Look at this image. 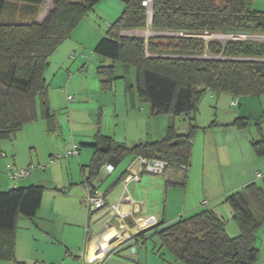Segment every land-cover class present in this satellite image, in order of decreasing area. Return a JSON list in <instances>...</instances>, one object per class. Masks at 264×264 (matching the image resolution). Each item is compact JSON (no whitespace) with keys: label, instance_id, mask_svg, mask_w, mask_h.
I'll use <instances>...</instances> for the list:
<instances>
[{"label":"trees","instance_id":"obj_1","mask_svg":"<svg viewBox=\"0 0 264 264\" xmlns=\"http://www.w3.org/2000/svg\"><path fill=\"white\" fill-rule=\"evenodd\" d=\"M43 1L0 0V141L11 138L38 118L37 100L41 116H51L44 79L48 60L101 0H53L44 18L36 21L34 17ZM117 1L123 4V11L94 52L122 63L125 69L133 68L134 92L149 104L152 114L190 116L189 124L185 133L170 126L162 140L131 147L98 135L87 181L105 163L118 165L127 155L134 156V160L158 156L166 163L163 172L172 167L187 172L196 129L194 114L202 95H264V12L252 8L253 0H151L148 24L143 0ZM13 7L32 16V20L5 23L4 18ZM123 30L171 34L126 36L121 34ZM223 31L249 32L251 36L226 41L176 36H215ZM204 53L210 58H202ZM102 72L113 74L114 66L98 68V73ZM101 84L110 88L111 79ZM247 125V118L242 117L232 123L237 129ZM101 146H107V150L100 151ZM251 148L256 156H264V132L252 141ZM43 191L39 185L0 190V261L12 258L16 220L19 216L36 215ZM225 202L239 229L236 237L226 235L222 217L201 209L172 223L142 230L133 237V245L144 243V235L153 231L152 236L159 238L160 249H167L175 261L183 264H255V234L264 226V192L249 184L227 195Z\"/></svg>","mask_w":264,"mask_h":264},{"label":"crops","instance_id":"obj_2","mask_svg":"<svg viewBox=\"0 0 264 264\" xmlns=\"http://www.w3.org/2000/svg\"><path fill=\"white\" fill-rule=\"evenodd\" d=\"M52 2L53 0L43 1V5L41 6L43 11L39 21L44 18L47 10L52 6ZM45 5L46 9L44 8ZM252 8L255 10L264 8V4L260 2V0H253ZM261 11L264 12V9ZM116 13L114 10V14ZM116 15L118 16V13ZM112 21H106L107 26H110V28L114 23H112ZM87 32L91 35L92 41L90 45L84 43V45H82L80 43V48L77 51L82 54H85L86 50H92V48L96 47L97 43L104 37V35H97L91 31ZM142 33L143 31H121V34L126 36H142ZM151 35L156 34L151 33ZM69 52L70 50L66 51L63 57L64 61H66L65 58L73 56L75 53V51H71L72 53L69 56ZM54 53L52 55H54ZM116 63L120 65L121 69L120 75L116 78L123 79V81L126 82L132 77L131 82H133V84L130 83L131 85H128V88H126L133 95L132 99H134V97H137L133 89L135 84L134 70L133 68L125 69L123 64L118 61H116ZM108 67L109 66L103 68L105 69ZM138 100L142 101L139 98ZM149 113L152 116H156L152 114L151 111ZM197 114L198 113L195 112L193 120L196 129H194L191 139L192 150L188 171L184 172L179 168L172 167L165 170L162 174L141 173L140 181H131L127 183L126 191H124L123 177L128 172L132 174L133 172L139 171V166L134 162V156L132 155L126 156L130 158L128 162H124V165L121 166L119 164H121L126 157H124L118 165L113 166V171L111 173L105 171V167L110 165L109 163H105L98 170L96 176L87 181L89 176L88 166L95 151L94 145L97 136L100 135L99 133L95 136L93 143L83 144V146L90 148L91 151L89 149V152H82L79 150V154L76 157L77 159L70 162L77 167V175L76 177L69 178V185L62 183L60 187H54L50 189L49 193H46L47 188L44 185L46 179L43 177L45 172L41 173L39 171H34L29 177L18 180L16 184L7 183L0 174V190H4L1 188L12 189L16 187H28L30 185H39L44 188L36 215L33 218H26L23 216L17 218L12 258L0 261V264H88L87 259H89L90 253L98 252L101 254L108 249L109 250L98 264H160L161 261L163 262L164 260L160 247L157 250H155L157 247L156 245L153 246L152 250L147 247V240L152 236L153 231H149L144 235L146 238L144 243L138 246L136 245L135 255H132L133 258L136 259V262L128 260L130 256L129 251L134 242L133 237L141 232L138 231L139 226L136 223L137 220H139V223L143 221L140 219L153 217L157 220V224L166 225L176 221L180 217L190 216L201 209L212 210L218 216L222 217L223 211L220 210L222 206L219 202V197L225 198L227 195L240 191L249 184L256 185L264 192V160L255 158L256 155L251 148L252 141L258 139L259 135L263 133L260 124V129L256 132L257 138L254 139L252 137L248 143L251 158L255 160L254 162L256 163L254 174L251 173L246 177L247 179H241L240 183H234V181H232L234 185L232 184L225 193H217L218 182L214 174V165L216 164L214 161L216 160L217 164H219L221 172L223 168L222 163H225V151H220L219 153L217 152V148L225 144L221 142V140L227 138L225 136L227 131L235 127L232 126V123L238 117L228 121H218L214 119L208 123V125L203 126L198 124ZM189 117L190 116H185L187 130ZM242 118L247 117L243 115ZM170 126L162 128L163 130L160 129L150 140L145 142L162 140ZM245 129L239 130L243 131ZM179 133L182 134L183 132ZM221 133L224 134L223 138L221 137ZM217 135H219V137H217ZM101 136L113 140V137ZM113 141L124 144L127 147L144 142L139 140L128 146L126 145L128 143L127 139L123 140V142ZM88 142L91 141L88 140ZM70 148L71 146L68 150ZM89 153L91 157H88ZM1 158H7V156ZM12 161L15 165L11 166L18 169L27 164L19 163L18 159L14 157H12ZM241 172L242 171H236L235 174L244 176V172ZM257 174H260V177H257ZM229 180H233V178ZM198 182H200V184L197 185ZM88 187L93 188L104 196L106 202L105 208L91 213L88 212L85 205V190ZM202 201L207 202L203 207L201 206ZM114 205L118 207L119 216H112L109 222H106L109 218V207ZM145 224V221L142 222V226ZM108 226L112 227V229L110 228L108 230H112V235L116 232L117 234L109 236L105 239L106 241L101 240L100 243H97L99 235ZM135 227L137 231L133 230ZM225 233L228 237L233 238L239 235V229L237 227V231L235 232V230L225 228ZM257 240L255 234L254 246L257 248L259 254L260 249H258ZM99 244L101 245L99 246Z\"/></svg>","mask_w":264,"mask_h":264},{"label":"rangeland","instance_id":"obj_3","mask_svg":"<svg viewBox=\"0 0 264 264\" xmlns=\"http://www.w3.org/2000/svg\"><path fill=\"white\" fill-rule=\"evenodd\" d=\"M117 2L101 0L96 3L92 10L75 26L70 36L57 48L54 55L49 58L48 67L44 71V79L47 84L46 96L51 116L45 119L41 116L40 102L37 100L38 118L25 124L11 138L0 141V155L5 153L7 156L3 159L0 157V174L7 183L16 184L18 182V180H10L5 173L6 164L15 165L12 157L18 159L19 163H27L21 168L32 165L34 168L31 170V174L34 171L45 172L43 175L46 179L44 185L47 188L46 193H49L50 189L60 187L62 183L69 185V178L77 175V167L70 162L76 160L78 155L64 157L51 163L52 158L58 155L64 156L73 144L77 145L82 152H89L88 149L91 151L83 144L93 143L97 133L113 137V140L117 142L127 139L126 145L129 146L139 140L144 142L150 140L157 131L170 125L177 132L185 133L187 131L184 115L152 116L149 113L148 103L139 101L137 97L132 99L133 95L127 90V86L133 84L132 77L129 76L130 79L126 82L116 78L121 73L118 63L95 54L93 52L95 47L92 50H86L85 54L77 51L80 48V43L90 45L91 35L87 31L104 35V37L107 35L110 26H107L106 21L111 22L113 19L112 23L115 22L123 11V4ZM260 2L264 4V0H260ZM114 10L115 13L117 11L118 16L117 13L114 14ZM42 11L40 7L34 17L36 21H39ZM31 20L32 16L26 15L18 7H13L4 18L5 23H25ZM151 33L144 30L142 36L148 37ZM155 34L165 36V34L171 33L157 32ZM212 38L221 41L231 39L230 36L223 34H217ZM255 39L261 40V38ZM68 50H70L69 56L73 51L75 53L73 56L65 58L66 61H64L63 57ZM107 66H114L113 74L97 72V68ZM109 79H111V87L102 86L101 81ZM67 96H70L71 99L67 100ZM232 102L236 103L235 107L231 106ZM197 109V122L203 126L208 125L214 119L228 121L243 115L248 118L245 130L240 131L236 127H232L225 135L227 138L221 140L225 144L217 148L219 153L225 151L222 172L217 161H214L216 163L214 174L218 182L217 193H225L233 184L232 181L240 183L241 179H247L246 177L251 173L254 174L256 163L251 158L248 143L252 137L257 138V128L260 129L261 126L264 132V95L233 97L229 94H221L218 97H212L209 92H205L198 102ZM221 134L223 138L224 134ZM88 157H91L90 153ZM129 158L126 157L119 165H124ZM255 158L264 160V156H255ZM236 171L244 172V176L235 174ZM230 178L233 180H229ZM1 189H4L1 191H7L11 188ZM85 191L87 192V189ZM219 202L222 206L220 210L223 211L222 218L225 228L236 232L237 224L233 219L230 206L223 197H219ZM115 234L117 232L113 235ZM256 236L260 253L255 264H264V226L257 229ZM155 245L157 246L155 250H157L160 247L157 235L151 236L147 240V247L150 250ZM161 250L164 260L160 264H183L180 261H175L167 249L162 248Z\"/></svg>","mask_w":264,"mask_h":264},{"label":"built area","instance_id":"obj_4","mask_svg":"<svg viewBox=\"0 0 264 264\" xmlns=\"http://www.w3.org/2000/svg\"><path fill=\"white\" fill-rule=\"evenodd\" d=\"M141 5L147 9V16H148V20L147 23H150L151 20V0H143L141 2ZM176 36H180V37H193V38H202L204 40H208L211 39L212 37H214L213 35H208L207 33L198 35V34H188V33H176ZM202 58H210L206 53H204L202 55ZM71 97L67 96V100H70ZM231 106L235 107L236 103L232 102ZM79 154V147L75 144H73L71 146V148L69 150L66 151L64 156L58 155L54 158H52L51 163L57 160H60L64 157H74L77 156ZM1 157H5V153H1L0 155ZM134 162L139 166V171L137 172H133L132 174H130L129 172L124 176L123 178V185H124V191H126V185L127 183L131 182V181H139L141 173H151V174H160L164 171V169L166 168V163L160 159H152V160H148V159H144V158H136L134 160ZM34 167L28 166L26 168H15L12 167L11 165H6L5 167V173L7 175V177L10 180H21L24 179L26 177H28L31 174V170ZM105 171L107 173H111L113 171V166L112 165H107L105 167ZM257 177H260V174H257ZM206 201H202L201 202V206H205L206 205ZM85 205L88 209V212H95L97 210L103 209L106 207V202L104 199V196L100 193H98L97 191H95L93 188L88 187L87 188V192H86V197H85ZM109 218L106 220V222L111 219L112 216L118 215L119 216V211H118V207L116 205L114 206H110L109 207ZM145 221V225L141 226L139 225L137 220V224H138V231H142L145 230L147 228H150L152 226H155L158 222L157 220H155V218H146V219H140ZM106 226V225H105ZM109 250V249H108ZM105 251L104 254L100 255L102 256V258L104 257V255L107 253V251ZM101 258V259H102ZM100 259V260H101ZM94 262L93 264H98L100 260H97V257L94 258ZM92 261H88V264H91Z\"/></svg>","mask_w":264,"mask_h":264},{"label":"water","instance_id":"obj_5","mask_svg":"<svg viewBox=\"0 0 264 264\" xmlns=\"http://www.w3.org/2000/svg\"><path fill=\"white\" fill-rule=\"evenodd\" d=\"M223 35H226V36H230L231 39L233 40H240V39H244L245 37H250L251 34L249 32H231V31H223L222 33ZM172 144H175V142H173ZM99 150L100 151H106L107 150V146L103 147H99ZM156 159H159V157H155ZM139 244H137L138 246ZM130 256L128 257V260L132 261V262H136V259L133 258L132 255H135V252H136V245H133L131 248H130Z\"/></svg>","mask_w":264,"mask_h":264},{"label":"bare ground","instance_id":"obj_6","mask_svg":"<svg viewBox=\"0 0 264 264\" xmlns=\"http://www.w3.org/2000/svg\"><path fill=\"white\" fill-rule=\"evenodd\" d=\"M142 222H144V221H141V222H139V225H141L142 226ZM112 229V227L111 226H108V227H106L105 229H104V231L99 235V240L97 241V243H100V241L101 240H105L106 238H108L109 236H111L112 235V230H110V231H108L109 229ZM134 231H137V228L135 227L134 229H133ZM101 244H99V246H100ZM104 245V244H103ZM104 247V246H103ZM106 251V250H105ZM105 251H104V253H105ZM104 253H98V252H92V253H90L89 255V259H87V261H92L91 262V264H93V262L95 261L94 260V258H96L97 257V260H100L101 258H102V256H100V255H102V254H104Z\"/></svg>","mask_w":264,"mask_h":264}]
</instances>
